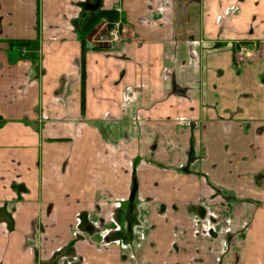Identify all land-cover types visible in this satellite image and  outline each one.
<instances>
[{
    "label": "crops",
    "instance_id": "0c3cea01",
    "mask_svg": "<svg viewBox=\"0 0 264 264\" xmlns=\"http://www.w3.org/2000/svg\"><path fill=\"white\" fill-rule=\"evenodd\" d=\"M0 264H264V0H0Z\"/></svg>",
    "mask_w": 264,
    "mask_h": 264
},
{
    "label": "built area",
    "instance_id": "2783aa9c",
    "mask_svg": "<svg viewBox=\"0 0 264 264\" xmlns=\"http://www.w3.org/2000/svg\"><path fill=\"white\" fill-rule=\"evenodd\" d=\"M103 21L99 29H96L91 34L90 41L92 45L99 46V44L108 43L111 46L114 43H120L130 37L127 32V25L121 16L118 15L117 19L113 22Z\"/></svg>",
    "mask_w": 264,
    "mask_h": 264
},
{
    "label": "trees",
    "instance_id": "16d2710c",
    "mask_svg": "<svg viewBox=\"0 0 264 264\" xmlns=\"http://www.w3.org/2000/svg\"><path fill=\"white\" fill-rule=\"evenodd\" d=\"M102 18L107 20L108 22H113L117 19V12H115L114 10L97 11L95 14L85 20L82 30L85 32L90 31L94 27V25Z\"/></svg>",
    "mask_w": 264,
    "mask_h": 264
},
{
    "label": "water",
    "instance_id": "95a60500",
    "mask_svg": "<svg viewBox=\"0 0 264 264\" xmlns=\"http://www.w3.org/2000/svg\"><path fill=\"white\" fill-rule=\"evenodd\" d=\"M99 47L101 48L110 47V44L108 43L99 44Z\"/></svg>",
    "mask_w": 264,
    "mask_h": 264
}]
</instances>
